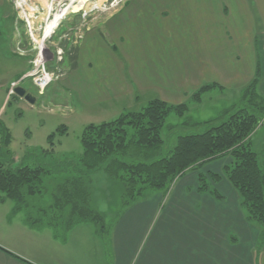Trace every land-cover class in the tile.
I'll return each mask as SVG.
<instances>
[{
  "label": "rangeland",
  "instance_id": "rangeland-1",
  "mask_svg": "<svg viewBox=\"0 0 264 264\" xmlns=\"http://www.w3.org/2000/svg\"><path fill=\"white\" fill-rule=\"evenodd\" d=\"M197 1H200V4L195 5V0H7L5 2V6L2 8V17H0V79L8 80V83L12 80L18 81L19 85L37 97V101L31 105L13 93L9 96L8 101L4 102L0 92V120L11 132V141L8 147L2 143L3 131L0 134V159L7 160L9 156H12L13 159L11 161L10 158L9 162L14 168L20 165L32 167L43 165L53 170L52 174L43 176L41 184L43 197H26V203L23 207L21 206L18 217L25 218L26 213L36 209L35 206H45L52 200L51 193L55 189L59 190V186H63L68 178L80 174L75 172V169L77 171L80 168L85 169L84 166L80 167L77 164L67 166V157H81L83 152L81 137L88 124H100L103 121L115 119L122 113L140 111L147 107L151 100L157 98H173L167 102L175 105L186 103L189 110L185 114L179 116L172 112L165 121L162 135L166 141L158 152L159 156H163L169 154V151L173 149L178 136L202 132L212 125L221 123L225 112L230 110L238 100H241L245 86L251 82L254 72H256L253 65L248 70L250 67L248 62H244L241 81L244 84L241 87L223 86L214 80H207L208 82L200 83L196 88L187 84L186 92L188 94L181 96L178 93L181 100H174L176 96L173 97L171 94L178 87L179 79L173 78L174 80L168 79L169 81L164 79L165 83L169 84V90H164L165 92L148 86L149 88L141 92L138 91L130 96L125 94L114 101L105 100L102 103L89 101L92 97L99 100L109 99L108 90L110 88L106 85H110V76L113 74L116 76L118 72L99 71L91 77V82L84 78L81 79L82 76L79 72L83 63L80 54L83 43L84 48H88V45L94 42L97 33H100V36L97 37L104 39L106 43H108L106 40L108 39L111 43L110 47L108 46L109 49L114 48L117 55L122 58V56L125 57L123 54L124 45L128 44V36L125 34H129L132 28L134 32L143 37L136 36L135 38L141 39L138 41L141 44L142 40L145 41L144 49L149 50L148 45L162 47L164 61L168 62L165 66L172 67L188 55L194 56L195 51L202 52L194 47V34L188 30V27L191 28V26L183 24L182 17H211V19L238 17L235 13L237 8L223 7L216 3L217 0L214 2H212L213 0ZM258 9L261 17L264 16V7L262 9L260 5ZM245 10L248 17H252L250 8L245 7ZM62 12L64 14L51 36L45 38L46 30L55 17ZM149 17H176V19L171 26L167 25L168 19L163 24H159L156 19L158 31H162H160V36L155 34L152 36V32L156 30V24ZM228 23L230 22L228 21ZM256 25L255 57L259 69L258 74L261 72L264 79V38L260 36L264 34V25L259 22H256ZM126 29L127 31H125ZM168 29L175 30L173 37L169 34ZM122 32H124V36L121 35ZM142 33H149L146 36L148 40ZM112 35L115 36L113 39ZM120 35L122 38L117 39ZM156 41H159L158 44ZM41 47L44 51V66L53 77L43 91L36 85L33 76L24 78L27 73H32L37 68ZM104 52H108L110 55L109 50H99L94 54L105 57L107 54ZM211 58L209 68L212 70H217L216 68L220 64L223 68L225 64L228 68L230 66L228 62L221 60L217 53L213 54ZM89 61L87 59L86 67ZM127 66L126 69L129 67ZM86 77L90 78V76ZM149 80L152 83V79ZM262 81L264 80L260 82ZM207 84L218 86L204 92L200 102L195 100L192 97L193 93ZM52 133H55L54 141L49 144L48 140ZM250 143V148L257 153L260 166L264 168V126H260L254 131L250 136ZM230 160V156L213 160L205 164V168L203 167L202 170L195 171V173L198 176L200 173H204L208 182H211L210 173H222L224 166ZM113 169V166L109 168L111 174H114ZM85 171L93 170L86 169ZM85 180L90 182L89 186L94 192H92L90 205L108 213L117 211L115 217L120 216L121 214L118 213L125 209L126 205L123 201L127 206L128 204L133 205L143 200L141 199L142 195L149 194L146 191L141 196L125 197L122 181L112 180L104 173V170L94 171L88 178L85 177ZM212 182H214L213 187H217L215 181ZM220 182L218 181V183ZM218 191L220 192V190ZM220 194L222 198L212 197L217 200L225 199V195L221 192ZM61 200L66 199L62 198ZM16 208V202L10 199L4 204L0 203V217H2V221L0 219V245L4 248L18 247L21 244L17 239L13 241L11 223L5 219L9 213V217H11V210ZM108 213L104 214L103 223L98 221L96 224L91 220L95 223L100 238L104 239L108 232L105 224L108 225L109 221L112 222L106 219L107 216H110ZM246 215L248 220H251L247 211ZM102 224L105 226H103L104 229H102ZM17 230L25 231L21 227ZM12 241L15 245L11 244Z\"/></svg>",
  "mask_w": 264,
  "mask_h": 264
},
{
  "label": "crops",
  "instance_id": "crops-1",
  "mask_svg": "<svg viewBox=\"0 0 264 264\" xmlns=\"http://www.w3.org/2000/svg\"><path fill=\"white\" fill-rule=\"evenodd\" d=\"M5 2L7 0H0V17ZM216 3L237 8L238 17H182L183 24L191 26L188 30L194 34V47L202 52L195 51L194 56L188 55L172 67L165 66L168 62L164 61L162 47L148 45L149 50L144 49L145 41L141 44L138 43L141 39L135 38L143 37L132 28L129 34L125 32L128 44L124 45L125 57L122 58L114 48L109 49L108 39L109 44L97 37L100 33L88 48L85 49L83 43L81 79L91 82V77L99 71L118 72L110 76V85H106L110 88L109 99L92 97L89 101H114L148 86L159 91L169 90L164 79L173 78L179 79L178 87L171 94L176 96L174 100H181V96L188 94L187 84L196 88L207 80L241 87L244 62L249 63L248 70L251 65L256 69V22L264 25V16L261 17L258 9L260 5L263 9L264 0H217ZM194 4L200 1L195 0ZM245 7L250 8L252 17H248ZM149 19L156 24L152 36H160L162 30L158 31L157 20L163 24L168 19L167 25L171 26L176 17ZM168 32L173 37L175 30L168 29ZM121 35L124 36V32ZM121 35L117 39L122 38ZM114 37L112 35V39ZM99 50H109L110 55L108 52H104L105 57L95 55ZM215 53L229 63V68L226 64L224 68L220 64L217 70L209 68ZM87 59L90 61L86 67ZM14 81L8 83L0 79L2 101H8ZM160 99L170 101L173 98ZM198 177L195 171H187L176 179L167 194L154 193L126 206L123 212L118 211L121 215L117 217L114 216L117 211L108 213L90 205L93 190L88 186L89 209L102 216L108 213L110 216L106 219L112 221L105 224L108 231L105 239L98 235L95 223L84 218L83 206L58 201L56 197L61 198L62 192L55 189L49 203L34 205L36 209L26 213L25 218L18 217L21 207L11 210V217L10 213L6 216L12 226L13 241L17 239L21 244L6 248L0 245V264H264V243L258 247L261 226L248 220L236 190L226 179L222 180L217 188L225 199L217 200L209 191L199 190ZM43 194L42 191L27 197L39 198ZM2 198L0 193V203L4 204L7 200ZM0 219L2 221V217ZM20 227L25 231L17 230ZM13 241L11 244L15 245Z\"/></svg>",
  "mask_w": 264,
  "mask_h": 264
},
{
  "label": "trees",
  "instance_id": "trees-1",
  "mask_svg": "<svg viewBox=\"0 0 264 264\" xmlns=\"http://www.w3.org/2000/svg\"><path fill=\"white\" fill-rule=\"evenodd\" d=\"M260 36L264 38V34ZM258 71L256 62V72L251 82L245 86L243 97L225 112L221 123L202 132L178 136L175 146L167 155L158 154L166 141L162 129L172 112L182 116L189 110L186 103L175 105L157 98L140 111L122 113L115 119L100 124H88L81 137V157H67V166L77 164L85 169H73L80 174L68 178L63 186H59L62 197L56 199L59 201L65 198L62 201L70 202L68 204L72 206L80 204L83 206L85 219L96 224L98 221L103 223L101 213L89 209L87 203L90 182L85 177L88 178L94 171L104 170L112 180L122 181L125 197L141 196L143 192H149L148 195L141 196V199H145L157 192L167 194L172 183L185 172L202 170L205 164L230 156L231 160L224 166L222 173H210V177L216 185L218 181L226 179L236 190L250 219L261 226L258 247H262L264 168L259 164L257 153L250 148V136L260 126H264V81L260 82L264 79L263 74H258ZM217 86L204 85L192 97L200 102L204 92ZM2 131V143L8 147L11 132L0 120V134ZM54 136L55 133L50 135L49 144L53 143ZM10 158L12 161V156L7 160L0 159V193L3 194L2 200L10 199L16 202L17 207H23L28 195L43 191V176L52 174L53 170L43 165H20L14 168L9 162ZM112 166L114 174L109 171ZM86 169L93 171L86 172ZM198 181L199 190L209 191L215 198H222L218 188L213 187L214 182H208L204 173L199 174ZM76 200L79 201L75 202ZM103 226L102 224V229L105 227Z\"/></svg>",
  "mask_w": 264,
  "mask_h": 264
},
{
  "label": "built area",
  "instance_id": "built-area-1",
  "mask_svg": "<svg viewBox=\"0 0 264 264\" xmlns=\"http://www.w3.org/2000/svg\"><path fill=\"white\" fill-rule=\"evenodd\" d=\"M43 47H41V49H39V58H38V64H37V68L33 70L32 73H27L24 78L29 77L30 75L34 77V82L36 83V85L39 87V89L41 91H43L48 84L51 82V80L53 79L51 73L49 71H47L46 67L44 66L43 63ZM36 61V63H37ZM34 83V84H35ZM17 84V82H14L12 84V88ZM13 92V90H11V93Z\"/></svg>",
  "mask_w": 264,
  "mask_h": 264
},
{
  "label": "water",
  "instance_id": "water-1",
  "mask_svg": "<svg viewBox=\"0 0 264 264\" xmlns=\"http://www.w3.org/2000/svg\"><path fill=\"white\" fill-rule=\"evenodd\" d=\"M14 92L16 93V95L25 99L31 105L35 104L37 101V97L31 92L27 91V89L22 87L21 85H17L14 88Z\"/></svg>",
  "mask_w": 264,
  "mask_h": 264
},
{
  "label": "bare ground",
  "instance_id": "bare-ground-1",
  "mask_svg": "<svg viewBox=\"0 0 264 264\" xmlns=\"http://www.w3.org/2000/svg\"><path fill=\"white\" fill-rule=\"evenodd\" d=\"M64 14V12L60 13L59 15H57V17H55L54 21L52 22V24L48 27V29L46 30V37H50L54 28L56 27L58 21L61 19V16Z\"/></svg>",
  "mask_w": 264,
  "mask_h": 264
}]
</instances>
